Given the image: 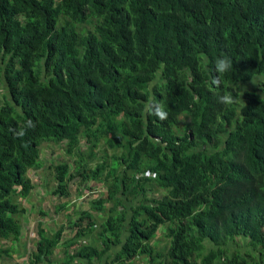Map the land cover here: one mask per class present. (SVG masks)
<instances>
[{"label": "trees", "instance_id": "obj_1", "mask_svg": "<svg viewBox=\"0 0 264 264\" xmlns=\"http://www.w3.org/2000/svg\"><path fill=\"white\" fill-rule=\"evenodd\" d=\"M43 143L74 161L47 167ZM38 170L65 199L107 191L67 215L68 261L264 264V0H0V241Z\"/></svg>", "mask_w": 264, "mask_h": 264}, {"label": "crops", "instance_id": "obj_2", "mask_svg": "<svg viewBox=\"0 0 264 264\" xmlns=\"http://www.w3.org/2000/svg\"><path fill=\"white\" fill-rule=\"evenodd\" d=\"M48 184L51 185L49 192L47 193V188L43 186L44 192L46 195V209H42L40 202L41 197L38 195V189H35L30 192L29 196L24 198H18L16 201L18 204H21L22 212L18 219L21 223V232L20 237L17 241L1 240L0 248L5 251L0 255V264H92L89 261L79 262L78 260L68 261L64 255V243L74 237V230L69 229L66 223L72 221L80 213L79 208L83 209L81 206L78 208H72L68 211V208L73 200H68L70 198H75L77 195L86 196V190L88 187L78 186L77 179H74L72 183H69V198L65 199L59 194H53L54 182L53 180L48 179ZM50 196L51 200L48 199ZM34 199H38V202H33ZM66 201V203H64ZM84 210V209H83ZM73 214L72 217H67L68 214ZM81 214V213H80ZM33 231L31 237L35 239L30 242L27 238L26 233L28 231ZM42 236L53 237L56 236L59 238L58 244L52 254L47 258L45 256L42 260L34 262L33 259L39 255L38 251V242ZM72 236V237H70ZM70 237V238H69ZM69 238V239H67ZM60 248V249H59ZM116 250V248H114ZM112 254V252H110ZM110 254V255H111ZM93 264H104L94 260ZM107 264V263H105Z\"/></svg>", "mask_w": 264, "mask_h": 264}, {"label": "rangeland", "instance_id": "obj_3", "mask_svg": "<svg viewBox=\"0 0 264 264\" xmlns=\"http://www.w3.org/2000/svg\"><path fill=\"white\" fill-rule=\"evenodd\" d=\"M257 87L256 84H254L253 82L247 84V86H245L246 89H253V87ZM83 149L88 153L86 154V157H85V162H88V165L89 166H93L97 159L104 156V153L102 152L103 150L100 149L99 152H97L95 155H96V159L95 160H92L90 161L88 159V155L89 153L91 152V150L89 151L87 149V146L86 145H83ZM113 154V151H109L108 152V157L111 156ZM40 159L41 161L45 162L46 166L49 167L52 163H62V162H70V161H74V159H70L64 152V145L62 144H49V143H43L42 145V150H41V154H40ZM29 178L31 179L32 183L34 184L35 186V189H38V195H40L41 197H43V199L41 198V202H40V205L42 207V209H46V195L45 192H44V189H43V186L47 188V193H50L49 192V189H50V186L48 184V170L47 171H43V170H38V171H32L29 173ZM92 188H93V191L94 193H90L89 189L86 190V196L84 198V195L81 196V195H77L75 198H70L68 200H73L74 199V202H72V204H70L69 208H68V211L70 209H72L73 207L76 209L78 207H82L84 210H87L90 208V201L92 200H95V199H98L99 197H102L101 195L105 196L106 194V188L104 187V184H101L99 185L98 183H95L92 185ZM51 194V193H50ZM48 199L51 200L50 196H48ZM46 199V200H45ZM39 200L38 199H34L33 202H38ZM108 207L110 208L111 205L108 204ZM67 227H70L72 226V223L68 222L66 223ZM70 229V228H69ZM30 233H33V231H28L26 233V236L27 238H29L28 240H30V242L34 241L35 239H33L31 237V234ZM75 233V231H74ZM72 237V236H70ZM69 237V238H70ZM67 238V239H69ZM92 238H87L86 240H88L89 243H93L95 241L91 240ZM85 240L84 238L80 241L82 242H85L83 241ZM156 246L158 247V250L160 249V243H159V240L156 241ZM60 249V248H59ZM118 250V248H117ZM117 250H114L112 251V253L116 252ZM73 253V251H72ZM74 254V253H73ZM111 254V253H110ZM110 254L106 255L105 258L103 259L104 260V264L108 261H109V256ZM141 262V261H140Z\"/></svg>", "mask_w": 264, "mask_h": 264}, {"label": "clouds", "instance_id": "obj_4", "mask_svg": "<svg viewBox=\"0 0 264 264\" xmlns=\"http://www.w3.org/2000/svg\"><path fill=\"white\" fill-rule=\"evenodd\" d=\"M215 65H216V72L218 74H223L231 69L232 61L227 55L222 54L221 56L217 57L215 61ZM214 82L219 83V80L217 79ZM252 82L254 84H257L254 78L252 79ZM153 83H155V81ZM218 101L221 104H225V105H231L234 102L233 97L228 93L220 95L218 97ZM146 109L148 111H151V108H149L148 106H146ZM153 114L157 115L160 119H164L167 116V113L161 107H156Z\"/></svg>", "mask_w": 264, "mask_h": 264}]
</instances>
